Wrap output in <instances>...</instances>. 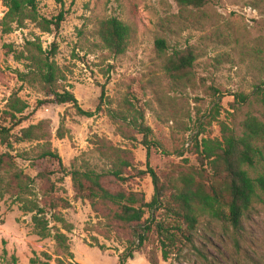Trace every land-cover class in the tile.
<instances>
[{
    "label": "rangeland",
    "instance_id": "rangeland-1",
    "mask_svg": "<svg viewBox=\"0 0 264 264\" xmlns=\"http://www.w3.org/2000/svg\"><path fill=\"white\" fill-rule=\"evenodd\" d=\"M209 1L205 8L193 9L181 8L174 0H76L74 6L66 0L69 13L58 33H45L37 23L26 21L23 28L5 35L1 23L8 9L0 0V117L12 100L19 99L28 106V119L14 134L39 128L33 140L13 143L11 149L0 145V150L11 154L18 169L34 180L26 198L41 206L49 196L70 202L71 208L62 214L74 228L72 233L63 231L75 256L73 264H264V197L245 215L240 232L203 215L192 245L166 249L155 232L142 245L137 239L131 243L125 232L108 241L88 231L98 222L97 215L88 201L76 197L69 176L74 161L85 160L98 170L107 167L97 153L99 141L130 152L133 164L146 170L143 137L132 131L136 139L128 140L118 133L121 122L133 123L136 110L144 113L152 129L150 163L163 183L199 168L191 149L200 125V137L211 139L221 138L219 122L239 135L252 119L264 125V0ZM39 8L51 18L61 6L56 0H39ZM111 17L133 28L129 48L120 57L106 50L99 38L101 22ZM158 40L167 43L169 54L176 48L195 52L191 82L172 86L162 69L165 57ZM39 56L55 64L60 91L73 93L85 111H102L89 118L72 105H57L46 97L30 59ZM242 95L248 98L238 103ZM217 106L218 121L211 120ZM47 150L60 156L63 167L42 157ZM257 172L264 173V159ZM131 187L145 194L146 202L153 200L149 176L133 180ZM24 208V202L11 194L0 198V264H11L13 255L18 264H31L34 253L42 260L48 253L55 263V241L36 234L33 214ZM162 214L159 210L158 221ZM144 220L151 224L152 211Z\"/></svg>",
    "mask_w": 264,
    "mask_h": 264
},
{
    "label": "trees",
    "instance_id": "trees-1",
    "mask_svg": "<svg viewBox=\"0 0 264 264\" xmlns=\"http://www.w3.org/2000/svg\"><path fill=\"white\" fill-rule=\"evenodd\" d=\"M181 8L202 9L209 0H174ZM61 6L58 14L48 18L40 13L39 0H5L8 9L2 20V32L12 34L25 26L26 21L37 23L45 33H58L67 19L69 12L65 10L66 0H56ZM76 0H72V6ZM133 28L117 17H111L101 22L99 38L102 45L112 55L120 57L129 48ZM34 45V44H31ZM158 50L164 55L162 69L172 80V86L191 82L195 75L197 56L191 48H176L169 54L167 43L158 40ZM56 45H54V50ZM41 52V48H39ZM35 70L34 78L42 85L46 97L54 99L57 105H72L78 112L92 118L96 112L80 108L78 100L69 91L57 88L58 69L50 58L31 57ZM27 77V75H25ZM219 92L216 91V94ZM104 95V94H103ZM247 96H240L238 103L245 102ZM28 106L21 100H12L0 117V145L13 147V143H22L34 139L39 128L31 126L22 129L20 134L14 131L28 119L24 116ZM219 106L211 113V120L218 121ZM137 116L133 123L126 120L118 126V133L128 140L136 139L135 134L143 137L142 144L147 149L146 170L139 169L132 162L131 153L114 148L110 142L99 141L97 153L107 161V167L98 170L97 166L82 160L73 162L69 176L78 199L88 201L98 222L88 231H95L110 241L114 234L126 233L132 243L135 239L143 245L155 232L163 248L168 245L178 248L192 245V235L203 215L210 219L229 224L234 231L240 232L245 215L255 204L263 203L264 173H258V163L264 159V125L256 119L248 122L242 135L229 125L219 122L220 139L201 138L200 133L194 138L192 151L197 156L199 168L189 172H180L163 183L158 173L150 163L151 149L155 145L151 140L152 129L145 123L142 111H135ZM187 129V133L190 132ZM38 140V139H37ZM260 144H262L260 146ZM159 147V146H158ZM43 158L52 159L63 167L60 156L47 150ZM149 176L152 179L155 195L153 200L146 202L145 194L135 191L131 182ZM45 178V175H41ZM34 180L25 175L16 166L9 153L0 150V198L7 194L24 202L26 212L33 214L34 230L42 238H53L56 243L57 259L48 253H43V260L34 253L31 264H73L74 253L71 251L70 240L66 233H72L74 228L68 224L62 211L71 208L68 200L59 197H48L41 206L26 198ZM148 210L152 211L150 225L145 222ZM163 211L162 219L157 220V213ZM104 220V221H103ZM53 225V226H52ZM155 226V227H154ZM154 227V228H153ZM95 241L98 242L96 238ZM134 239V240H133ZM133 240V241H132ZM6 242H3L5 246ZM99 246V245H98ZM99 248H103L100 246ZM4 258L9 256L4 248ZM165 258L168 254L164 252ZM11 264H18V257L11 256ZM123 264V262H121Z\"/></svg>",
    "mask_w": 264,
    "mask_h": 264
}]
</instances>
